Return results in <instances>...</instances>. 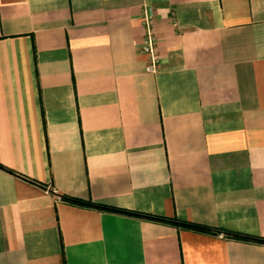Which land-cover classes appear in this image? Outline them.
<instances>
[{
  "label": "crops",
  "instance_id": "crops-1",
  "mask_svg": "<svg viewBox=\"0 0 264 264\" xmlns=\"http://www.w3.org/2000/svg\"><path fill=\"white\" fill-rule=\"evenodd\" d=\"M0 164V264H264V0H0Z\"/></svg>",
  "mask_w": 264,
  "mask_h": 264
},
{
  "label": "trees",
  "instance_id": "trees-1",
  "mask_svg": "<svg viewBox=\"0 0 264 264\" xmlns=\"http://www.w3.org/2000/svg\"><path fill=\"white\" fill-rule=\"evenodd\" d=\"M0 168L8 171L10 173H14L11 169H8L1 164H0ZM62 198L69 201V202H72L74 204H78V205H83V206H88V207H92V208H97V209H102V210H107V211H113V212H118V213H124V214H129V215H134V216H140V217L151 219L153 221L169 223L172 225L181 226L183 228H188V229H192L195 231H200V232H216V231H219V230L211 228L209 226H205V225L198 224L195 222H191L188 220H181V219L174 218V217L173 218H167V217L158 216V215H151V214H146V213H141V212H135L132 210H128V209H124V208H118V207L109 206V205H105V204H100V203L92 202L90 200H83L80 198H74V197H68V196H62ZM223 232L226 235L231 236L233 238L244 239V240H257V241H263L264 242V238L239 234V233L230 232V231H223Z\"/></svg>",
  "mask_w": 264,
  "mask_h": 264
},
{
  "label": "built area",
  "instance_id": "built-area-1",
  "mask_svg": "<svg viewBox=\"0 0 264 264\" xmlns=\"http://www.w3.org/2000/svg\"><path fill=\"white\" fill-rule=\"evenodd\" d=\"M143 39L141 53L146 56L145 71L155 73L158 69L159 54L156 49V35L153 30V19L148 13L142 15Z\"/></svg>",
  "mask_w": 264,
  "mask_h": 264
}]
</instances>
